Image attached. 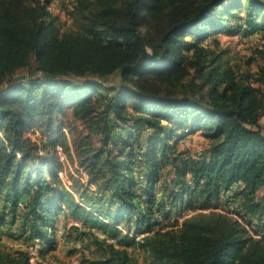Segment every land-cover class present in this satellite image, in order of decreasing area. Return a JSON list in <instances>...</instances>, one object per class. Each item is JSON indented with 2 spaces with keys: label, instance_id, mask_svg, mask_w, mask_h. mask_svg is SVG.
Wrapping results in <instances>:
<instances>
[{
  "label": "trees",
  "instance_id": "1",
  "mask_svg": "<svg viewBox=\"0 0 264 264\" xmlns=\"http://www.w3.org/2000/svg\"><path fill=\"white\" fill-rule=\"evenodd\" d=\"M51 1L0 0V188L13 209L29 208L30 237L53 249L62 213L122 245L101 241L113 264H139L128 246L147 251L150 264H264V224L251 232L221 210L222 200L240 199L235 213L264 216V92L202 43L232 31L244 5L246 30L264 29V0H76L77 29L69 32L60 31ZM31 58L40 76L4 87ZM191 69L205 95L160 92L157 82L179 81ZM112 76L119 87L104 84ZM98 101L97 116L122 124L128 139L118 154L102 151L119 129L98 148L74 143L79 166L103 194L89 209L63 187L55 151L59 141L68 149L59 116L85 117ZM176 128L203 131L209 147L180 151ZM36 130L46 138H31ZM172 212L182 221L160 225ZM0 264L32 262L0 251Z\"/></svg>",
  "mask_w": 264,
  "mask_h": 264
},
{
  "label": "rangeland",
  "instance_id": "2",
  "mask_svg": "<svg viewBox=\"0 0 264 264\" xmlns=\"http://www.w3.org/2000/svg\"><path fill=\"white\" fill-rule=\"evenodd\" d=\"M76 0H52L48 5L49 11L52 15L56 16L57 23L61 32H69L77 29L74 20V9ZM245 5L242 9L237 11L238 18H233L230 21L234 27L232 31L213 33L209 38L204 39L202 43L213 54H220L222 60L228 66H232L238 76L248 78L247 81L252 82L255 86L261 88L264 92V82L256 81L259 76L263 77L264 74V29H249L246 30L244 23ZM157 20L155 29H159L163 20ZM239 29V30H238ZM192 39L191 37H187ZM215 39L216 41H213ZM40 76L36 71L34 59L31 58L27 66L18 69L14 74L10 75L6 83L14 85L18 82H25L28 78ZM152 80V79H150ZM255 80V81H254ZM153 81V80H152ZM120 80L117 76L108 77L104 82L107 86L119 87ZM200 79L195 76L192 69L189 74L181 80H172L166 83H156L160 86L162 94L169 93L177 97H190L199 99L203 92L199 91ZM95 110L85 117H78L72 110H67L64 115L59 116L62 120L61 131L67 141L68 149L65 148L62 142L56 145V162L58 165V175L63 187L69 192L73 193L76 200L87 208L91 209V204H98L102 192L97 189V186L89 182V177L86 172L79 166L76 159L73 145L79 142L80 145H85L86 142H91V146L98 148L104 135L107 131L113 132L119 129V138L115 135L110 137L108 144L104 146L103 154H118L120 153L121 144L126 140L128 134L125 129L120 130L123 126L111 122L109 124L107 119L98 117L97 113L101 112L102 104L100 101L96 103ZM105 118V117H104ZM108 118V116L106 117ZM107 121L106 127H103V122ZM260 128L264 132V109L259 120ZM108 125V126H107ZM132 126L129 123L127 127ZM176 139L178 141V149L191 155H197L204 152L209 147V139L203 131L189 132L187 128H176ZM29 136L33 139L46 138L42 137L38 130L33 131ZM147 131H144L145 134ZM89 134L88 137L86 135ZM135 135L131 138L137 141ZM128 139V138H127ZM75 140V141H74ZM122 142V143H121ZM136 147V143L134 144ZM143 149L137 148V154H140ZM110 152V153H108ZM142 164V163H141ZM142 166V165H141ZM172 174L170 175V177ZM138 178H141L138 175ZM169 191L171 185L161 182V185ZM84 191L85 195L80 197L78 191ZM260 192L257 197L260 196ZM83 198H92L91 203H88ZM11 200L7 198L4 188H0V251L12 255L26 254L32 264H113L108 261V250L101 241L107 239L108 242L114 244L118 248H123L119 245L114 238L107 235L101 229L90 225H82L78 220L60 214L56 219V238L57 244L50 251L43 250V244L40 243L38 238L30 237V229L32 226L31 215L28 207L23 203H19L17 208L11 207ZM221 210L225 214L233 216L239 222L245 224L251 232L258 231L264 224V216L253 215L243 218V211L237 214L234 211V205L241 203V200L235 201V204L222 200ZM228 208L226 211L224 208ZM233 210V211H232ZM183 213L172 212L169 217H161V224L167 226L175 223L176 220L182 221ZM158 225L156 228H158ZM123 229V227H121ZM139 235L137 238H140ZM105 239V240H106ZM131 257H133L139 264H150L151 257L149 253L138 246L125 247Z\"/></svg>",
  "mask_w": 264,
  "mask_h": 264
}]
</instances>
